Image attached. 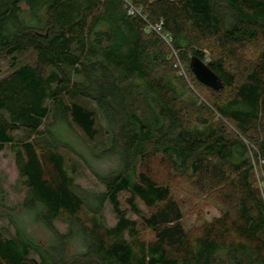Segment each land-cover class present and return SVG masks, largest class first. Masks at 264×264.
<instances>
[{"label":"trees","instance_id":"trees-1","mask_svg":"<svg viewBox=\"0 0 264 264\" xmlns=\"http://www.w3.org/2000/svg\"><path fill=\"white\" fill-rule=\"evenodd\" d=\"M128 1L161 20L168 41L125 0H0V56L9 62L0 152L12 153L23 187L11 204L0 180V264H264V200L253 179L256 163L264 180V0ZM27 51L32 60L19 63ZM193 55L220 90L195 78ZM66 129L87 141L109 135L95 155L115 166L85 161L102 190L75 182L60 148L85 157ZM155 157L169 183L153 175ZM171 181L219 215L184 227Z\"/></svg>","mask_w":264,"mask_h":264},{"label":"rangeland","instance_id":"rangeland-1","mask_svg":"<svg viewBox=\"0 0 264 264\" xmlns=\"http://www.w3.org/2000/svg\"><path fill=\"white\" fill-rule=\"evenodd\" d=\"M205 52L208 53L207 50ZM17 60L19 63L30 61L32 60V54L28 51L22 52L17 55ZM177 68L180 69L179 64ZM8 71V59L5 56H0V76L6 74ZM182 75L187 80L186 85L193 86L187 72H184ZM91 105H93V103ZM98 125H100L101 128H104V122L101 118H98ZM64 132H66V137L71 140L73 146L81 151V153L85 157V160H83L70 150L63 147L60 148V151H62L69 158L70 163L73 164L75 168L73 173L75 182L78 183L82 188L91 191L102 190L103 186L98 182L85 161H87L94 169H97L99 171L108 170L115 166L116 162L114 158H97L95 155L99 153L102 148L108 145L109 135L103 132L96 140L87 141L76 129H66ZM246 144L249 148V154L251 156L253 153L252 147L249 142H246ZM152 172L159 182L169 183L168 171L163 165H161L159 159L156 157L152 162ZM253 175L254 184L256 185L261 198H263L264 200V184L263 186L259 184L260 181H264L263 172L259 170L256 171ZM0 180L5 190L7 191L8 201L11 204H17L18 202H20L23 197V187L21 186L18 178L13 155L8 147L0 152ZM170 186L172 188L171 190L174 197L179 201L181 205V209L183 212L182 224L187 229H195L198 225L201 224V222L209 221L213 217L219 215V210L217 209V207L212 204V201L206 200V196L189 195L185 193L181 188H179L180 185H177V183H175L174 181H171ZM103 215L104 220L108 225H113L115 223L114 214L108 203L104 204ZM130 216L132 218H136L135 215L130 214ZM0 223L3 226H7L5 220H1ZM55 226L62 232L66 229V223L63 218H59L58 220H56ZM31 227L40 238L47 237V231L41 225L34 224ZM153 237L154 234L150 229L143 230L142 238H144L146 241L152 240Z\"/></svg>","mask_w":264,"mask_h":264},{"label":"water","instance_id":"water-1","mask_svg":"<svg viewBox=\"0 0 264 264\" xmlns=\"http://www.w3.org/2000/svg\"><path fill=\"white\" fill-rule=\"evenodd\" d=\"M189 68L195 78L202 84L214 90H220L223 82L219 76L214 73L207 64L198 56L193 55L189 59Z\"/></svg>","mask_w":264,"mask_h":264},{"label":"built area","instance_id":"built-area-1","mask_svg":"<svg viewBox=\"0 0 264 264\" xmlns=\"http://www.w3.org/2000/svg\"><path fill=\"white\" fill-rule=\"evenodd\" d=\"M125 6H126V9L128 11L129 14H132V15H140V17L145 21L146 23V30H154L156 33H158L159 35L163 36L165 38V40H167L166 38V34L163 33L162 31V21L159 20V21H155V22H151L148 17L146 16V14H143L141 12V9L139 7H136L134 6L130 1L128 0H125ZM168 41V40H167ZM178 64L180 65V69H179V73L180 74H183L185 71L181 65V63L179 62V60H177L176 62V65L178 67ZM260 165H256L255 163V172L256 171H262L261 168L259 167ZM260 185L263 186L264 184V181H260L259 182Z\"/></svg>","mask_w":264,"mask_h":264}]
</instances>
